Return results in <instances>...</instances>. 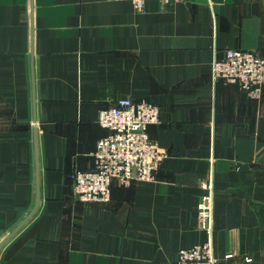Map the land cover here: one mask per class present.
I'll return each instance as SVG.
<instances>
[{
    "label": "crops",
    "instance_id": "0c3cea01",
    "mask_svg": "<svg viewBox=\"0 0 264 264\" xmlns=\"http://www.w3.org/2000/svg\"><path fill=\"white\" fill-rule=\"evenodd\" d=\"M229 48L264 57V0H0V242L36 203L35 129L41 187L0 264L176 261L207 239L205 193L215 255L264 264V89L213 77ZM126 97L161 107V165L83 201L72 175L109 133L100 109Z\"/></svg>",
    "mask_w": 264,
    "mask_h": 264
},
{
    "label": "built area",
    "instance_id": "2783aa9c",
    "mask_svg": "<svg viewBox=\"0 0 264 264\" xmlns=\"http://www.w3.org/2000/svg\"><path fill=\"white\" fill-rule=\"evenodd\" d=\"M139 11L148 0H130ZM162 4L185 0H158ZM215 79L239 84L250 96L259 97L264 89V57L250 50L229 48L222 58H215L212 66ZM161 107L146 99L121 98L99 111V123L109 130L94 152V168L76 170L73 175L75 194L83 201H109L112 183L117 179L123 186L137 180H151L160 167L164 152L149 127L158 123ZM214 204L211 193H205L199 206V226L207 232L202 244L183 248L178 260L161 264H224L217 257L213 244ZM232 253L226 255L231 258ZM252 258H247L251 261Z\"/></svg>",
    "mask_w": 264,
    "mask_h": 264
},
{
    "label": "water",
    "instance_id": "95a60500",
    "mask_svg": "<svg viewBox=\"0 0 264 264\" xmlns=\"http://www.w3.org/2000/svg\"><path fill=\"white\" fill-rule=\"evenodd\" d=\"M36 119V117H35ZM36 130V165H37V197L36 203L33 209L28 213V215L12 230L10 233L0 242V250L2 247L29 221V219L36 213L41 202V187H40V170H39V150H38V138L37 129Z\"/></svg>",
    "mask_w": 264,
    "mask_h": 264
}]
</instances>
